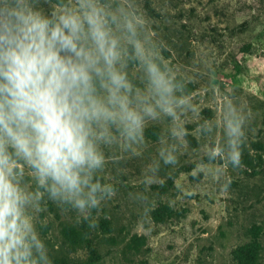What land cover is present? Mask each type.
I'll use <instances>...</instances> for the list:
<instances>
[{"label": "rangeland", "instance_id": "1", "mask_svg": "<svg viewBox=\"0 0 264 264\" xmlns=\"http://www.w3.org/2000/svg\"><path fill=\"white\" fill-rule=\"evenodd\" d=\"M33 2L45 15L75 6ZM101 2L136 23L184 104L174 116L146 118L129 146L119 136L100 145L105 162L95 178L113 191L90 210L52 201L32 171L17 165L22 190L34 197L27 214L51 263L90 260L88 247L67 240L85 224L98 255L93 264H238L233 251L249 242L256 264H264V0ZM122 46L132 51L123 39ZM124 59L138 83L141 67ZM233 120L242 121L238 137L229 132Z\"/></svg>", "mask_w": 264, "mask_h": 264}, {"label": "clouds", "instance_id": "2", "mask_svg": "<svg viewBox=\"0 0 264 264\" xmlns=\"http://www.w3.org/2000/svg\"><path fill=\"white\" fill-rule=\"evenodd\" d=\"M61 8L45 15L33 0H0V264H51L27 214L34 197L20 186V168L52 201L90 210L113 191L95 178L105 162L100 145L119 136L129 146L146 118L174 116L184 104L131 18L101 0ZM125 56L141 67L138 83ZM241 123L229 122L231 136L242 135ZM239 158L233 151L232 162Z\"/></svg>", "mask_w": 264, "mask_h": 264}, {"label": "trees", "instance_id": "3", "mask_svg": "<svg viewBox=\"0 0 264 264\" xmlns=\"http://www.w3.org/2000/svg\"><path fill=\"white\" fill-rule=\"evenodd\" d=\"M86 233H88V227L84 224L80 227V230L70 231L67 236L70 246H86L90 249L91 258L89 261H81L78 264H93L94 261H97L98 255L95 253L93 248L89 247V241L86 238ZM258 249L254 246L253 243L249 242L245 245L239 246L236 250L233 251L234 260L238 264H256L258 260ZM51 264H70L64 258H53Z\"/></svg>", "mask_w": 264, "mask_h": 264}]
</instances>
